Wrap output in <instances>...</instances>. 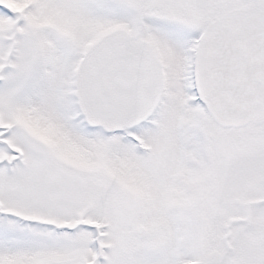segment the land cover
<instances>
[{"label": "snow or ice", "instance_id": "snow-or-ice-1", "mask_svg": "<svg viewBox=\"0 0 264 264\" xmlns=\"http://www.w3.org/2000/svg\"><path fill=\"white\" fill-rule=\"evenodd\" d=\"M0 264H264V0H0Z\"/></svg>", "mask_w": 264, "mask_h": 264}]
</instances>
